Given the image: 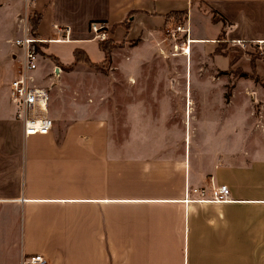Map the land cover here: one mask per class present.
<instances>
[{"label": "crops", "instance_id": "1", "mask_svg": "<svg viewBox=\"0 0 264 264\" xmlns=\"http://www.w3.org/2000/svg\"><path fill=\"white\" fill-rule=\"evenodd\" d=\"M26 10L39 39L52 38V24L71 29L68 42L42 45L37 84L47 71L80 81L77 70L110 60L127 83L163 64L154 79L168 87L151 92L157 106L49 99L50 134L23 138L8 85L24 0H0V264L37 254L46 264H264V139L251 127L239 132L233 108L220 117L223 107L209 101L224 94L211 82L241 67L245 91L233 81L231 97L259 99L264 110V0H33ZM90 22L108 28L107 57L88 40ZM183 24L193 42L173 52L166 31ZM253 43L262 56L251 54ZM175 58L182 91L169 74ZM187 79L197 86L193 117ZM253 143L259 148L236 153L235 144ZM221 185L229 201H205ZM200 189L204 197L192 192Z\"/></svg>", "mask_w": 264, "mask_h": 264}, {"label": "rangeland", "instance_id": "2", "mask_svg": "<svg viewBox=\"0 0 264 264\" xmlns=\"http://www.w3.org/2000/svg\"><path fill=\"white\" fill-rule=\"evenodd\" d=\"M182 35V34H181ZM180 40L176 42V44H180ZM178 51V50H177ZM242 54V53H241ZM255 56L260 57L256 55ZM159 56L155 55V57L162 58L161 54H158ZM14 56V55H13ZM242 56V55H241ZM15 59V57H14ZM246 59L249 61L251 58ZM174 62L179 61L177 64H170V78L174 79L175 82L174 88L177 91H182L184 88V80L182 78L183 74V64H179L180 61L182 62L181 58H175L172 59ZM162 64V63H161ZM16 65V62H15ZM163 65V64H162ZM162 65H154L150 67L143 68V72L140 78H137L135 82H126V80L123 79L122 76L118 74V72L113 71L114 64L108 61L104 64L103 67H100L98 69H88V68H82L77 70L79 72L80 81H74L71 79H66L62 77V72H58L57 75H55L52 72H44L42 81L38 84H40L42 87H48L49 88V99L52 101V104H57L58 106H71L74 104H87L88 106H100L102 104L107 105L108 109H111L115 106L123 107L127 104H129L132 100L138 101L141 105H153L159 102L160 98H153L151 96V92L157 91V90H163L168 87V81L164 79H158L155 80L157 74H162ZM164 66V65H163ZM165 68L168 69L166 66ZM15 72H16V66H15ZM150 74V77L147 75ZM148 77V78H147ZM106 78L107 81H109V88L106 90V93H101V89H106ZM247 75L244 74L241 67H239L238 71H235V74L231 76L224 78L222 81L213 80L211 83L215 84L217 87L215 90L218 89V91H223L224 94L219 96L218 98H210V102L213 101L214 104H218V107H223L224 113H220V117L227 116V109L233 108V110H229V116L231 117L232 114L235 117L236 123H243L245 130H240L239 132H246V127H251V132H257L260 131L261 134V141L264 139V130L263 128L256 129V125H258L259 121H263L264 119V110L261 109L262 102L257 99H253L250 96H240V97H231L232 92V86L234 83L233 81H239L237 82L239 84V90L245 91V87H243L244 83L242 80L246 79ZM83 85L86 87V90L83 87ZM131 88H129L130 86ZM254 85H258V83H254ZM264 85V84H263ZM234 87V86H233ZM205 88V86L203 87ZM99 90V91H98ZM188 90L190 91L191 95V101L187 99V110L189 115V103L191 104V110L190 115L193 117V105L195 99L194 96L196 95L197 86L194 81L189 82V89H188V79H187V95ZM129 91H134L132 94L129 93ZM133 96V97H132ZM50 101V102H51ZM216 101V102H214ZM112 111V110H111ZM231 111H233L231 113ZM116 115L114 114V111L110 116H117L119 120H121V117H125L124 114H120L118 111L116 112ZM263 116V117H262ZM237 131V130H236ZM235 151L238 152H245L246 150H249L250 148H259L258 146H255L257 144H250V145H244V144H235ZM241 146V147H239ZM263 148V147H261Z\"/></svg>", "mask_w": 264, "mask_h": 264}, {"label": "built area", "instance_id": "3", "mask_svg": "<svg viewBox=\"0 0 264 264\" xmlns=\"http://www.w3.org/2000/svg\"><path fill=\"white\" fill-rule=\"evenodd\" d=\"M33 0H24L23 14L17 19L20 36L12 41V46L18 51L16 56V72L8 85V99L13 107V118L21 126L23 138L32 136H47L52 130V121L48 117L47 107L49 101V88L36 83L34 73L41 59L42 45L50 43H64L70 40L71 29L68 26L52 24V38L39 39L34 35L28 23L27 7ZM182 34L180 38L179 35ZM88 40L97 43L108 40V28L102 22H90L87 27ZM168 39L172 42L173 52L179 49L178 40L188 44L189 29L187 25H177L166 31ZM231 44L241 45L240 41H231ZM254 53L263 55L261 43H253ZM188 48V46H187ZM181 53H184L182 50ZM57 68H54V70ZM54 72V71H53ZM200 197L205 196V191L192 190ZM185 196V195H184ZM187 196V190H186ZM187 201V199H186ZM189 201V200H188ZM205 201L212 203H225L228 199V189L225 185L211 188V196ZM20 264H46L42 255H29L20 259Z\"/></svg>", "mask_w": 264, "mask_h": 264}, {"label": "trees", "instance_id": "4", "mask_svg": "<svg viewBox=\"0 0 264 264\" xmlns=\"http://www.w3.org/2000/svg\"><path fill=\"white\" fill-rule=\"evenodd\" d=\"M28 23H29V26H30L31 30L34 32L35 31V27H36L35 26L36 25V18L33 17V15H29ZM99 47H100L101 51L105 54V57H107L108 56V52H109V50L111 48L110 44L107 41L101 42V43H99ZM79 54H80V52L77 51V50H75L73 52L74 61L75 62H83L84 63L83 59L79 58ZM93 68L98 69V68H100V66L93 67ZM262 87L264 88V85H262Z\"/></svg>", "mask_w": 264, "mask_h": 264}, {"label": "bare ground", "instance_id": "5", "mask_svg": "<svg viewBox=\"0 0 264 264\" xmlns=\"http://www.w3.org/2000/svg\"><path fill=\"white\" fill-rule=\"evenodd\" d=\"M191 42H193V41H190L189 38H188V44H190ZM176 50H178V49H176ZM183 51H184V54L189 56V54H190L189 47L188 48L187 47L183 48ZM189 106H190V103H189Z\"/></svg>", "mask_w": 264, "mask_h": 264}, {"label": "water", "instance_id": "6", "mask_svg": "<svg viewBox=\"0 0 264 264\" xmlns=\"http://www.w3.org/2000/svg\"><path fill=\"white\" fill-rule=\"evenodd\" d=\"M57 71H58V69H55V71H54V72H55V73H57Z\"/></svg>", "mask_w": 264, "mask_h": 264}]
</instances>
